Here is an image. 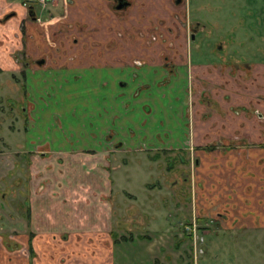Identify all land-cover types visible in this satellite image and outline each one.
Masks as SVG:
<instances>
[{"label":"crops","instance_id":"0c3cea01","mask_svg":"<svg viewBox=\"0 0 264 264\" xmlns=\"http://www.w3.org/2000/svg\"><path fill=\"white\" fill-rule=\"evenodd\" d=\"M23 1L0 0V101H6L0 117L12 107L30 116L29 121H19L18 114L12 117L19 127L27 123L22 139L30 144V162L42 147L51 164L104 154L113 146L133 153L172 152L175 166L187 165L191 158L198 168L200 182L191 200L194 218L217 219L227 230L264 229V61L224 72L203 63L195 66L206 65L209 71L136 67L137 60L189 59L191 42H185V50L166 51L165 57L148 47L135 53L139 40L125 38L139 21L163 15L164 5L181 14L187 0H126L121 9L118 0H51L41 14L37 11L40 19ZM82 27L94 32L90 39L77 38ZM103 41L116 45L102 51ZM63 47L84 63L46 70L48 60L59 58ZM69 53L63 54L68 58ZM41 58L45 62L38 67ZM189 73L205 80L201 95ZM17 83L20 87L14 88ZM190 138L188 148L185 141Z\"/></svg>","mask_w":264,"mask_h":264},{"label":"rangeland","instance_id":"374dc122","mask_svg":"<svg viewBox=\"0 0 264 264\" xmlns=\"http://www.w3.org/2000/svg\"><path fill=\"white\" fill-rule=\"evenodd\" d=\"M186 4L175 15L162 6L163 15L139 21L125 38L139 40L132 49L135 53L148 47L165 57L166 51L185 50V42H191L189 59L137 60L136 67L209 71L207 65L224 72L264 61V0H187ZM77 32L78 39H90L94 33L83 27ZM102 45L104 51L116 44ZM64 51L69 53L63 47L60 57L49 59L45 69L84 63L78 55L69 53L67 58ZM20 59L25 66L23 52ZM202 63L206 65L195 66ZM157 65L160 70L154 68ZM197 77L188 75L201 95L206 83ZM5 109L3 127L0 122V264H264V229L227 230L217 219L194 218L191 200L200 179L191 158L187 165L175 166L177 156L172 152L133 153L113 146L104 154L51 164L42 153L47 148L42 147L30 162L33 156L26 152L30 144L22 139L27 123L19 127L12 119L18 114L19 121H29L30 116L14 107ZM185 143L189 148L193 140Z\"/></svg>","mask_w":264,"mask_h":264},{"label":"flooded vegetation","instance_id":"af4514ba","mask_svg":"<svg viewBox=\"0 0 264 264\" xmlns=\"http://www.w3.org/2000/svg\"><path fill=\"white\" fill-rule=\"evenodd\" d=\"M51 0H47V2L45 3V4H41L38 0H24L23 1V5L26 7V8H28L29 10H30V12H31V14H33V15H35V18L36 19H40V17L38 16L39 14H41V12L43 11V10H45L46 9V7H47V5H48V3L50 2ZM177 1H182V0H177ZM120 3H123L124 4V6L123 7H125V6H127V4L129 3L128 1H126V0H118L117 1V4H116V6H117V8H118V5L120 4ZM39 5L40 7H41V12L39 13V14H37L36 15V13H37V11H39L38 10V8H37V6L36 5ZM122 7V8H123ZM119 9H121V8H119ZM203 26H201V28H202ZM197 30H199L198 28L197 29H195V32L194 33H192V37L195 39V36H196V31ZM221 48V47H220ZM16 56V58L17 59H19V57L17 56V55H15ZM45 62V58H41V59H38L37 61H36V63H38V64H40V63H44ZM3 105H6V102H1L0 101V107H2ZM18 105V104H17ZM18 106H20V105H18ZM5 108V107H4ZM21 109H24L23 108V106L21 107ZM2 120V118L0 117V121ZM4 121V118H3V120L1 121V122H3ZM186 179V181H187V178H185Z\"/></svg>","mask_w":264,"mask_h":264},{"label":"built area","instance_id":"2783aa9c","mask_svg":"<svg viewBox=\"0 0 264 264\" xmlns=\"http://www.w3.org/2000/svg\"><path fill=\"white\" fill-rule=\"evenodd\" d=\"M41 4H45L46 2H47V0H38ZM188 228H190L191 230L192 229H195V225H192V226H190V227H188ZM192 232H196V230L195 231H192Z\"/></svg>","mask_w":264,"mask_h":264},{"label":"water","instance_id":"95a60500","mask_svg":"<svg viewBox=\"0 0 264 264\" xmlns=\"http://www.w3.org/2000/svg\"><path fill=\"white\" fill-rule=\"evenodd\" d=\"M124 6V4L123 3H120L119 5H118V8H122Z\"/></svg>","mask_w":264,"mask_h":264}]
</instances>
